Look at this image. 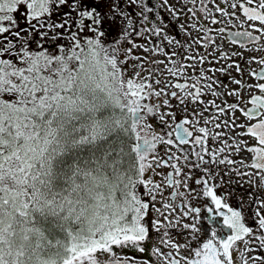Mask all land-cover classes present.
Returning a JSON list of instances; mask_svg holds the SVG:
<instances>
[{"label":"snow or ice","instance_id":"obj_1","mask_svg":"<svg viewBox=\"0 0 264 264\" xmlns=\"http://www.w3.org/2000/svg\"><path fill=\"white\" fill-rule=\"evenodd\" d=\"M0 264H264V0H0Z\"/></svg>","mask_w":264,"mask_h":264},{"label":"flooded vegetation","instance_id":"obj_2","mask_svg":"<svg viewBox=\"0 0 264 264\" xmlns=\"http://www.w3.org/2000/svg\"><path fill=\"white\" fill-rule=\"evenodd\" d=\"M237 115H239V113H237ZM161 171H165V172H166V171H167V169H161Z\"/></svg>","mask_w":264,"mask_h":264}]
</instances>
